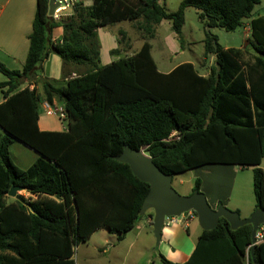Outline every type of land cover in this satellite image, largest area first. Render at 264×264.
I'll return each mask as SVG.
<instances>
[{"label":"trees","instance_id":"16d2710c","mask_svg":"<svg viewBox=\"0 0 264 264\" xmlns=\"http://www.w3.org/2000/svg\"><path fill=\"white\" fill-rule=\"evenodd\" d=\"M260 3L182 0L171 11L160 0H93L91 6L79 2L72 15L55 22L48 16L49 0H37L23 68L9 69L0 61L7 77L0 84L6 88L0 104V264H76L75 246L102 226L123 240L150 191L129 164L112 158L125 144L144 148L173 177L207 164L253 167L256 209H264V16L250 22L256 51L251 60L244 57L249 47L225 48L206 31L204 59L215 56L207 75L192 62L160 71L148 41L163 19L172 20L182 40L189 7L205 26L234 31ZM124 21L142 33L141 48L101 64L98 28ZM56 26L63 27V36L53 42ZM52 51L65 75L72 66L80 69L77 75L64 86L42 81L43 93L36 85L18 90L25 79L40 81L37 72ZM54 99L67 110L66 131L39 128L41 102ZM14 140L39 154L27 169L11 157ZM12 185L37 198L8 201ZM200 185L197 179L193 190ZM252 229H232L220 218L214 229L202 231L187 261L159 256L163 264H254ZM255 258L264 264V242L255 245Z\"/></svg>","mask_w":264,"mask_h":264},{"label":"rangeland","instance_id":"374dc122","mask_svg":"<svg viewBox=\"0 0 264 264\" xmlns=\"http://www.w3.org/2000/svg\"><path fill=\"white\" fill-rule=\"evenodd\" d=\"M163 2L166 3L169 10H175L179 5L178 0H163ZM259 14L264 15V0H262V4L255 7L251 17ZM250 18L245 19V24L234 31L215 27L210 28V32L217 36L218 42L225 48L246 49L249 47L244 52V57L245 60H251L256 51L250 44L251 34L247 27ZM121 28L127 31L122 47L128 45L130 51L131 49L133 51L134 49L135 51L138 50L144 41L142 33L130 21L111 25L108 30L110 33L115 32L118 36V31ZM206 31L207 26L200 19L198 11L194 7H189L186 10L182 40L177 35V37L174 36L175 32L172 28L165 30L164 27H159L156 36L148 40L153 45L152 54L159 70L166 73L181 62L191 61L202 73L205 72L209 67L204 59ZM246 41L249 42L244 48ZM101 61L103 60L101 59ZM49 81L58 84L53 79H49ZM63 126H67V121L63 122ZM260 167L264 168V158ZM197 179L203 182L200 191L205 193L206 197L207 193L211 196H229L231 205L240 207L238 211L242 218H247L253 213L249 214L248 212V209L256 206L253 167L242 168L232 164H207L176 175L172 185L180 194L187 195ZM18 193L26 199L32 200V197L28 196V190L23 189ZM15 199L10 197L8 201ZM145 214L141 215L137 227L129 230L123 240H119L118 233H111L109 228L105 226L94 230L87 237V240L81 241L75 246L74 259L76 264H163L159 253L162 252L163 255H166L162 248L164 245L157 243L153 228L150 229L145 223V216H150L153 221L151 214L154 215V211L148 210ZM197 222L198 220H195L194 224Z\"/></svg>","mask_w":264,"mask_h":264},{"label":"crops","instance_id":"0c3cea01","mask_svg":"<svg viewBox=\"0 0 264 264\" xmlns=\"http://www.w3.org/2000/svg\"><path fill=\"white\" fill-rule=\"evenodd\" d=\"M84 6H91L93 0H78ZM165 1V0H164ZM182 0H178V4H180ZM160 3H165L163 0H160ZM262 4V0L261 3ZM166 5V3H165ZM167 6V5H166ZM179 6V5H177ZM168 8V7H167ZM178 8V7H177ZM37 9V0H0V61H2L9 69H22L24 63L26 61L29 47H30V39L29 36L33 30V22ZM176 10V9H175ZM173 11V10H171ZM257 16H262V14L252 16L247 22L248 31L251 34L250 22L251 19ZM264 16V15H263ZM121 22L117 23L120 24ZM109 26L99 27L98 38L100 42V60L101 64L106 65L119 59L120 57H124L126 55H131L137 52L138 50L133 51V49H129L128 45L126 47H122L124 37L127 34V31L121 28L118 31V36L116 33H110L108 30ZM159 27H164L165 30L172 28V20L171 19H163L160 23ZM157 29V32H158ZM124 32V33H121ZM52 41L56 42L63 36V27L56 26L50 31ZM122 34H125L123 37ZM174 36L176 34L174 33ZM122 39V42L120 40ZM143 44V43H142ZM176 45V44H175ZM124 46V45H123ZM120 49L119 53L112 54L111 51L113 49ZM60 56L52 51L48 58L43 61L41 65V69L38 73V80L40 81H32L30 79L23 80L21 86L18 90L29 86L36 85L38 91L43 93L42 81H49V79L55 80L58 84L53 83L56 86H64L66 84V80L72 76L77 75L76 67H70V73H64L63 62ZM215 56L211 55L207 60V66H210L214 62ZM191 62V61H184ZM183 63V62H181ZM193 63V62H192ZM173 69V68H172ZM171 69V70H172ZM80 70V69H78ZM170 70V71H171ZM169 72V71H168ZM167 73V72H166ZM209 73V67L202 74L207 75ZM7 80V77L0 72V84ZM6 88L0 87V104L5 101L3 90ZM17 90V91H18ZM58 99H54L53 104L58 103ZM48 113V111L43 107V101L40 104L39 111V128L43 131H66L68 126H63V122L60 121L57 117ZM10 153L13 161L21 168L27 169L29 168L39 157V154L27 146L26 144L14 140L10 147ZM15 156V157H14ZM262 168V167H261ZM264 169V168H263ZM174 178V177H173ZM201 186H203V182H201ZM194 189V186L190 189L188 194H190ZM214 194V193H213ZM28 196L32 197V200L37 198V195L32 194L28 191ZM207 198L212 207H217L219 202L222 201L224 205L229 208H233L235 210H240L238 205H231L230 197H223L221 195H209L207 193ZM30 199V198H29ZM256 210V206L252 209H248L249 214ZM188 217V213L185 216H181L183 221L181 222H172L165 224L163 229V236L161 245H164L163 250H165L166 256L169 260L176 263H183L188 260L191 253L193 252L196 243L199 239L200 234L203 229L197 222L194 224L197 216L190 218L188 222L185 221V218ZM145 223L148 225L150 229H152V218L150 216H145ZM137 227V224L136 226ZM134 229V228H133ZM162 253V252H160Z\"/></svg>","mask_w":264,"mask_h":264},{"label":"water","instance_id":"95a60500","mask_svg":"<svg viewBox=\"0 0 264 264\" xmlns=\"http://www.w3.org/2000/svg\"><path fill=\"white\" fill-rule=\"evenodd\" d=\"M58 5L57 0H49L48 16L53 14ZM207 31L210 32L209 26H207ZM248 42L246 41L244 48ZM213 43L217 48L216 40ZM53 50L55 49L53 48ZM216 66L217 72H219V64L216 63ZM112 158L129 164L135 176L150 184V191L143 201L140 214L144 215L148 210L154 211L152 227L158 244L162 241L163 229L168 218L180 217L189 211H194L203 230L214 229L219 224L220 218L227 219L232 229H237L245 224H252L253 246L251 256L254 264H258L255 258L256 231L261 225H264V209H256L249 217L242 218L239 211L233 210L223 203L215 208L212 207L205 193L200 189H195L187 195L180 194L172 185L173 175L162 171L154 162V158L144 148L135 149L129 144H125L123 151L112 155ZM20 190L23 188L12 185L8 195L22 200V196L18 193Z\"/></svg>","mask_w":264,"mask_h":264},{"label":"built area","instance_id":"2783aa9c","mask_svg":"<svg viewBox=\"0 0 264 264\" xmlns=\"http://www.w3.org/2000/svg\"><path fill=\"white\" fill-rule=\"evenodd\" d=\"M59 2L58 7L54 9V12L50 17L52 21L60 22L64 18L73 14L75 8L77 7L79 1L78 0H57ZM34 86H32L33 88ZM43 107L48 111L49 114L57 117L60 121H67L68 123V113L62 104H50L48 101H43ZM188 217L185 218V221L196 215L194 211H189ZM186 214V213H185ZM185 214L181 216H185ZM180 217H170L166 220L165 224L172 222H181L183 219ZM197 216V215H196ZM264 242V225H261L256 231V244Z\"/></svg>","mask_w":264,"mask_h":264}]
</instances>
